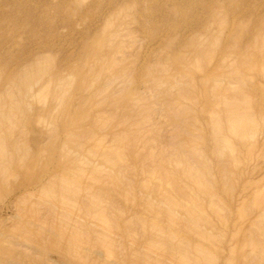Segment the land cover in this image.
Masks as SVG:
<instances>
[{
    "label": "rangeland",
    "instance_id": "374dc122",
    "mask_svg": "<svg viewBox=\"0 0 264 264\" xmlns=\"http://www.w3.org/2000/svg\"><path fill=\"white\" fill-rule=\"evenodd\" d=\"M261 29L264 0H0V264H264Z\"/></svg>",
    "mask_w": 264,
    "mask_h": 264
},
{
    "label": "bare ground",
    "instance_id": "6f19581e",
    "mask_svg": "<svg viewBox=\"0 0 264 264\" xmlns=\"http://www.w3.org/2000/svg\"><path fill=\"white\" fill-rule=\"evenodd\" d=\"M121 27V26H120ZM261 31H263L262 29H261ZM264 32V31H263ZM263 32H260V34L261 33H263ZM261 37H262V35H260ZM259 37V36H258ZM259 39V38H258ZM262 38H260V40H261ZM264 40V39H263ZM259 41V40H258ZM261 42V41H260ZM262 44H263V42H262ZM261 46V45H260ZM260 46H259V49H260ZM262 47V46H261ZM263 48V47H262ZM261 48V49H262ZM250 49V48H249ZM259 51H261V50H259ZM261 52H263V50L261 51ZM250 53V52H249ZM252 53V52H251ZM260 53V52H259ZM262 55L264 54V53H261ZM105 55V54H104ZM251 55V54H250ZM41 56H43V55H41ZM39 57V59H37V60H35L34 62H33V64L35 65V63L36 64H39L40 62H42L43 61V59H42V57ZM42 59V60H41ZM250 60V59H249ZM252 60V59H251ZM250 60V61H251ZM38 61H40L39 63H38ZM45 62V61H44ZM43 62V63H44ZM47 62V61H46ZM251 63V62H250ZM41 64V63H40ZM43 68H37L38 70H36V67L33 69V73H32V71L30 70V73H26L25 74V76H22L21 77V80H20V82L18 83V92H16L14 95L12 94V97H14V98H16L17 99V102L20 104V102H24V101H20V100H22V99H24L23 97H26L27 95H28V93H25V92H27V90L29 89V88H32L31 86L32 85H35V84H38L39 82H40V75H41V77L43 76V74H40L39 75V73H41V69H44L45 67H47V66H44V65H41ZM50 66V65H49ZM48 66V67H49ZM91 68V67H90ZM46 70V69H45ZM32 74V75H31ZM38 76V77H37ZM35 77H36V79H35ZM33 79V81H32V79ZM23 79V80H22ZM31 79V80H30ZM30 80V82L28 83V81ZM50 84H51V82L49 83V84H47L48 86H50ZM23 86V87H19V86ZM52 86V85H51ZM59 86V85H58ZM214 86V85H213ZM47 87V86H46ZM24 89V90H23ZM48 89V88H47ZM49 89H50V87H49ZM32 90V89H31ZM45 90H46V88H45ZM55 90V89H54ZM16 90H14V92H15ZM28 92H29V90H28ZM40 92V91H39ZM18 93V94H17ZM26 94V95H25ZM38 94V93H37ZM19 95V97L21 98L22 97V99H18L17 98V96ZM28 96H31V97H35L36 96V91H32ZM37 96H40V95H37ZM36 96V97H37ZM13 98V99H14ZM1 103V102H0ZM25 104V103H24ZM21 105V104H20ZM26 105H27V102H26ZM26 105H24L25 107H26ZM23 106V107H24ZM244 106V105H243ZM56 107V106H55ZM245 107V106H244ZM27 108V107H26ZM25 108V109H26ZM23 109V108H22ZM245 111H247V110H245ZM247 113L248 112H246L245 114H242V115H236V114H229L228 116H227V121H226V125L224 124L223 125V123L222 122H220L221 121V118L222 117H220V118H216V120H217V124L215 125L216 126V128L217 129H222L223 127H225L226 126V128H227V130L229 131V133H232L233 135H235V136H237V137H244V136H246V137H252L253 135H254V133L256 132H254V130L253 129H255V127L257 126L256 125V122L254 123L253 121V125L251 126L250 124H248V125H250V126H248V128H249V130H246V123H249L252 119L250 118L249 119V117H250V114L248 113V115H247ZM1 114H3V115H5L4 114V112H1ZM5 117L7 118V115H5ZM213 118H215V117H213ZM254 118V117H253ZM1 119V118H0ZM254 125H255V127H254ZM250 130H252V132L250 131ZM215 132V131H214ZM225 139V138H224ZM222 142H223V147H221V148H223V150H224V147L225 148H229L230 147V149H231V144H230V140H222ZM232 151V150H231ZM100 155V154H99ZM222 155V154H221ZM88 160V159H87ZM78 174V173H77ZM74 176H77V175H75L74 174ZM195 180H196V182L197 183H201V178H194ZM204 180V179H203ZM49 186H51V185H49ZM48 186V187H49ZM47 187V188H48ZM201 187H203L204 188V182H203V185H201ZM46 188V187H45ZM46 188V189H47ZM50 190H51V188H49ZM47 190V192L48 191H50V190ZM205 190H207V187H205L204 188ZM168 191V190H167ZM49 193V192H48ZM185 193V192H184ZM167 198H165V205H167L166 206V208H167V213L168 214H175L176 213V211L174 212V210H175V208L178 206V204L176 205V204H174L175 202H173L172 201V199H170L169 197L170 196H166ZM153 201H155V200H153ZM152 203V202H151ZM154 203V202H153ZM163 202H161L160 203V206H161V204H162ZM154 205V204H153ZM164 204H162V206H163ZM171 205V206H170ZM172 206L174 207V210H172L173 208H172ZM180 206H183V203H180L179 204V207ZM155 207V206H154ZM157 207H159V206H157ZM161 208H163V207H161ZM192 208H193V210H194V212H196L197 214H198V212H200L201 210H202V207L196 202V203H194V205L192 206ZM162 210H164V209H162ZM166 211V210H165ZM189 218V219H188ZM187 218V220L190 222V221H195L194 223L196 224V227H197V224H200L199 222V220H201L200 218L198 219L197 217H195V215L193 214V216L192 217H188ZM203 221V220H202ZM201 221V222H202ZM194 224V225H195ZM191 228V227H190ZM198 228H199V226H198ZM198 228H196V229H198Z\"/></svg>",
    "mask_w": 264,
    "mask_h": 264
}]
</instances>
